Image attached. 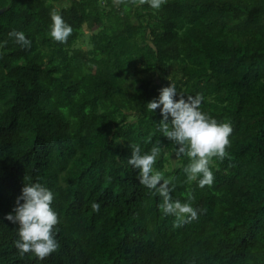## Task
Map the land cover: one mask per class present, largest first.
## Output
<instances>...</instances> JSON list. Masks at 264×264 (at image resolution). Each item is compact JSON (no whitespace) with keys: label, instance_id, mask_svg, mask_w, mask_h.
<instances>
[{"label":"trees","instance_id":"obj_1","mask_svg":"<svg viewBox=\"0 0 264 264\" xmlns=\"http://www.w3.org/2000/svg\"><path fill=\"white\" fill-rule=\"evenodd\" d=\"M0 264H264V0H0ZM55 9L72 25L50 35ZM23 30V47L8 35ZM90 32V48L76 44ZM174 83L233 132L212 184L189 180L147 103ZM179 98V97H177ZM171 119V117L169 118ZM161 148L154 168L173 200L159 207L128 163ZM54 193L59 247L20 254L6 218L25 183ZM99 204V209L93 207Z\"/></svg>","mask_w":264,"mask_h":264},{"label":"clouds","instance_id":"obj_2","mask_svg":"<svg viewBox=\"0 0 264 264\" xmlns=\"http://www.w3.org/2000/svg\"><path fill=\"white\" fill-rule=\"evenodd\" d=\"M146 2L153 8H159L162 0ZM50 16L51 37L56 41L66 42L73 31L72 25L55 9ZM8 35L14 37L21 46L31 47L32 40L23 30L13 29ZM202 102L203 96L200 93L185 97L172 82L160 89L158 98L147 103L148 109L152 111L160 109L161 132L178 145L177 157H190L184 171L189 180H198L201 187L213 183L214 173L210 164L213 157L223 159L227 155V148L231 143L230 134L233 132L230 122H219L204 112L200 107ZM160 153L161 148L158 146L141 152L140 145L136 144L132 146L128 163L138 169L139 182L155 189L162 197L159 207L164 214H173L181 222L197 218V209L190 203L172 199L171 177L154 168ZM53 200L54 193L46 184L39 181L25 183L13 209L5 214L9 221L18 225L19 238L16 246L21 255L31 252L43 259L58 249L55 226L59 217L53 207ZM93 207L99 209V204H93Z\"/></svg>","mask_w":264,"mask_h":264},{"label":"rangeland","instance_id":"obj_3","mask_svg":"<svg viewBox=\"0 0 264 264\" xmlns=\"http://www.w3.org/2000/svg\"><path fill=\"white\" fill-rule=\"evenodd\" d=\"M90 32L89 30H86V34L82 39L79 40V42L76 44L79 47L88 49L90 48ZM165 156L168 157V161L165 164V169L168 170L172 166H176L178 164L179 157L176 156V154H170L168 151H165Z\"/></svg>","mask_w":264,"mask_h":264},{"label":"water","instance_id":"obj_4","mask_svg":"<svg viewBox=\"0 0 264 264\" xmlns=\"http://www.w3.org/2000/svg\"><path fill=\"white\" fill-rule=\"evenodd\" d=\"M6 8H0V13H2L3 11H5Z\"/></svg>","mask_w":264,"mask_h":264}]
</instances>
